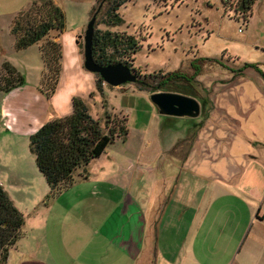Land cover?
<instances>
[{"label":"rangeland","instance_id":"obj_1","mask_svg":"<svg viewBox=\"0 0 264 264\" xmlns=\"http://www.w3.org/2000/svg\"><path fill=\"white\" fill-rule=\"evenodd\" d=\"M98 3L95 1L94 7ZM98 6L95 30L126 33L138 42L136 54L126 58L117 56V61L125 60L137 79L157 73L181 72L188 77L197 74L191 89L199 104L205 102V111L196 119L162 116L149 99L151 93L138 90L136 83L119 87L103 84V95H99L95 74L84 69L83 60L80 67L76 66L73 48L65 46L62 78L60 75L49 101L57 90L54 104L63 96H70L69 116L72 99L79 98L88 105L90 115L101 121L102 128L108 120L110 125L121 127L123 134L98 158L76 171L68 190L48 202L49 189L30 152L29 133L23 131L25 138L3 136L0 183L24 218L16 246L33 245L54 264L85 263L97 255L100 246L104 248L101 260L105 264H223L226 261L232 264L236 256L244 253L251 226L248 222L251 212L241 201L224 197L219 191L210 203V193H203L197 212L201 215L207 211V216L200 225L195 221L189 236L194 241L188 243L187 249L175 243L182 237H167L165 220L161 223L158 216L178 178L179 182L187 178L184 181L189 183L191 205H198L202 179L198 178L201 175L196 168L200 164L244 165L249 155L264 163V0L254 4L247 21L239 12L235 15L226 11L221 0H130L118 11L123 23L117 27L106 24V5ZM91 11L89 3L69 4L67 23L77 27L86 18V27ZM15 16L0 18V47L7 52L11 45L14 49L11 27ZM81 42L83 45V36ZM39 46L17 53L20 75L25 74L30 81L41 71ZM79 52L83 57V47ZM191 63L196 70L191 68ZM2 64L0 77L9 76ZM185 91L191 95L190 89ZM4 95L0 92V102ZM17 103L18 110L9 111L10 106L4 109L6 117L11 121L13 117L17 119L20 127L24 121L28 122L27 126L34 129L26 120L30 103ZM54 118L50 117L49 122ZM197 119L199 126L207 122L209 125L192 147L195 134L200 131L197 125L193 127ZM5 132L2 129L0 134ZM248 142L253 147L250 152L245 151ZM189 149L192 153L185 161ZM243 151L248 155L245 161L240 158ZM184 163L182 174L179 168ZM192 166L195 168L189 171L187 167ZM216 213L223 214V218ZM130 239L139 248L136 260H132L129 251ZM223 245H228L229 250L221 253L218 250ZM36 250L27 253L35 258Z\"/></svg>","mask_w":264,"mask_h":264},{"label":"trees","instance_id":"obj_2","mask_svg":"<svg viewBox=\"0 0 264 264\" xmlns=\"http://www.w3.org/2000/svg\"><path fill=\"white\" fill-rule=\"evenodd\" d=\"M97 1L98 5L101 3L106 5L104 14L108 26L117 27L123 23L118 11L130 0ZM257 1L242 0L239 4L238 10L243 17H246V21ZM98 5L93 8L92 16H96L100 11ZM64 29V13L52 0L32 1L24 10L16 14L11 27L16 51L40 44L39 53L43 72L39 88L46 98H50L55 92L61 73L62 58L61 45L54 41L50 34L54 32L60 34ZM78 44L80 48L83 47L81 38ZM108 49L112 52L108 53ZM138 49V42L131 35L94 31L92 56L101 66L121 63L130 68L125 60L117 61L116 57H130L136 54ZM193 64L191 63V68L196 70ZM2 67L9 76L0 77V92L6 94L24 84V78L10 64L4 62ZM95 76L96 91L99 95H103L104 83L98 75ZM196 76L195 73L190 77L181 72L167 75L157 73L138 78L136 86L138 90L151 94L156 91L174 92L195 98L192 81ZM2 81H5L4 85ZM185 89H190L191 95L186 93ZM92 96L93 94L90 95ZM200 105L201 111H205V102L202 101ZM100 122L90 115L88 105L83 100L74 98L71 115L43 124L30 136V152L34 155L37 170L49 189L47 202L57 194L68 190L74 183L76 171L98 158L115 138L122 136L121 127L110 125L107 120L105 128H102ZM86 178L83 176V179ZM23 226V215L15 208L0 185V264H7L9 251L20 239Z\"/></svg>","mask_w":264,"mask_h":264},{"label":"crops","instance_id":"obj_3","mask_svg":"<svg viewBox=\"0 0 264 264\" xmlns=\"http://www.w3.org/2000/svg\"><path fill=\"white\" fill-rule=\"evenodd\" d=\"M32 1H39V0H0V18L1 16H10L13 19L14 16L19 11L24 10ZM52 1L56 6H58L63 11L65 17V29L63 30L62 33L55 34L52 37L54 41L59 42L61 45V50H62L61 61L63 62V58L65 57L64 47L69 45V47L73 48L75 54L73 63H75L76 66L80 67L83 57H81V54L79 52L80 47L78 41H80V38L83 36L84 29H86L85 27L86 18L81 19L77 27H74V25L71 26L70 24L67 23L66 7L69 4H73V3L83 4L85 2V3H89V5L91 4L93 11L96 0H52ZM92 11L90 12L89 16L92 14ZM250 16L251 14L249 15V17ZM70 26L72 28L68 30V27ZM9 49L10 51L7 52L8 50L4 51L3 47H0V65L4 62H7L13 68H15L17 72L19 71L20 72V73L18 72L19 74H21L22 71L19 70L21 67L17 63L16 57H17V53L19 54L20 52H26V51L22 50L16 52L15 48L14 49L12 48V45L9 47ZM12 51H14V53ZM38 52H39V48H38ZM9 56H14V57L10 59ZM62 67L60 73L61 78H62ZM39 69H41V71L38 73V75H36V77L32 81L27 79L24 74L22 76L24 78V84L19 88H16L10 91L9 93H6L3 99L1 100L0 126H2V128L0 129V133L2 129L6 130V132L4 135H1L2 133L0 134V140L3 138V136L13 137V138H25L27 136L23 131H27V133H29V135L31 136L43 124L49 122L50 117L53 118L55 117L54 119H59V118H63L64 115L66 116L68 115L70 111V99H69L70 96L69 98L63 96L59 99V103L54 104L53 100L57 99V94L59 92L57 90V93H55V96H53L54 99L52 98L51 101H49V99L46 98L41 93L39 88L41 75L43 72V64L41 63L39 64ZM18 101H21V103H30V106L28 107V109H30L29 111L30 113L28 114L29 118H27L26 120L27 121L29 120L30 124L34 125L35 127L34 129L31 126L28 127L27 126L28 122L25 121H24L25 124L20 127L19 121H17V119H14L13 117L12 121H14L13 122L15 124L14 125L12 124L11 118L6 117L7 112H4L6 111L4 109L10 106L8 109L9 111H13L14 108L18 110L17 108ZM24 113L27 114L25 111ZM199 123H200V119H197L195 120L193 125V127L197 125L196 126L197 129H200V131L199 133L195 134L194 143L192 144V147H194V144L197 143L198 140H200V137H202L203 135L202 132H204L205 128L209 125L208 124L209 122H207L205 126L204 125L199 126ZM247 146H248L247 149H245L246 152H250L253 150L251 142H248ZM192 149H189L187 151L185 161L189 160V156L192 153L191 152ZM247 156L248 155H245V152L243 151L240 158H242L245 161L244 158ZM247 160H248L247 163H245L244 165H241L242 163L239 164L238 162L234 164L217 163V165L213 167H207L205 165L200 164L196 168V172L201 175L198 178L202 179L201 180L202 184H200V189H199V195H200L199 198L201 197V200L196 206L191 205V196H190L191 191H189V183L188 180L184 181V178L185 179L187 178L183 177L182 182L181 181L179 182L180 179L178 178L176 183L172 185L171 193H170L171 195L167 199L165 205L162 207L161 212L158 216V220L161 221V223L163 222V220H165L164 222H165L167 237H175V236L182 237V239L179 240V242L177 240L175 243L177 245L182 244V246L187 249V246L189 245L188 243L189 242L193 243L194 241L189 239V236L190 234L192 235L193 233L192 227L195 221H198V224L200 225V223L203 221V218L207 216V211L205 212V214H201V215L199 214V212H197L200 209V204L202 201L201 195L203 193L205 194L209 192L210 193L209 196L211 199L210 203H211L213 201V198L214 199L216 198L217 193L221 191L224 197H229V198L232 197L244 203L245 206L251 212L248 221L251 223V226H250V230L247 233V237L245 239L248 241L247 243H245L244 253H242L239 257L236 256L232 264H264V163L262 164L260 159H258L257 157H252L251 155L248 156ZM235 161H237L236 157H235ZM184 165L186 164L185 163L182 164L179 168V171H181L182 174L185 173L183 170L185 169ZM187 168H189L188 170L190 171L193 170L195 166L187 167ZM213 171H216L217 173ZM213 175L214 177H212ZM207 183L209 184L208 186ZM163 212L164 214L162 215ZM199 215L201 219H198ZM215 215L223 218V214L221 213H216ZM230 217L231 215L228 214V220H230ZM234 224L235 221L233 224H230L229 226L231 227ZM160 228L161 227H159L158 230H160ZM128 244L130 245L129 251L130 253L133 254L132 255L133 259L131 257L130 259L136 260L137 253H139L138 251L139 248L137 249V242H134L133 239L132 240L130 239L128 241ZM89 245H91V243L86 245L85 248L87 249ZM122 245L125 246L126 242L123 241ZM243 245L244 244H242V247ZM24 247L19 248L15 245L12 248L14 250L12 249L10 250L11 252L9 253L7 264H54L44 257L45 256L44 252H41V254H39L35 249L36 247H34L33 245L32 246L26 245ZM106 248H107L106 252H108L109 250L108 246ZM28 250H36L35 251L36 257L31 258L30 254L27 253L29 252ZM160 250L161 247L158 248V251ZM227 250H229V246L223 245L218 251L224 253ZM96 251H97V255L95 257H92L91 259H88L87 261H85V263L78 262L72 264H105L101 260L102 259L101 257H103L102 253L104 251V248L102 246L97 247ZM238 252H240V250ZM135 255L136 258L134 259ZM223 264H231V263H229V261H226L225 263L223 262Z\"/></svg>","mask_w":264,"mask_h":264},{"label":"water","instance_id":"obj_4","mask_svg":"<svg viewBox=\"0 0 264 264\" xmlns=\"http://www.w3.org/2000/svg\"><path fill=\"white\" fill-rule=\"evenodd\" d=\"M95 16H92L83 35V67L86 71L96 74L104 84L119 87L127 83H136L137 77L132 70L121 63L101 66L92 56ZM158 113L166 117L196 119L200 116L199 102L183 94L174 92H157L149 96Z\"/></svg>","mask_w":264,"mask_h":264},{"label":"built area","instance_id":"obj_5","mask_svg":"<svg viewBox=\"0 0 264 264\" xmlns=\"http://www.w3.org/2000/svg\"><path fill=\"white\" fill-rule=\"evenodd\" d=\"M242 0H221L223 7L226 11L233 12V14H237L239 12L238 6ZM240 13V12H239Z\"/></svg>","mask_w":264,"mask_h":264}]
</instances>
